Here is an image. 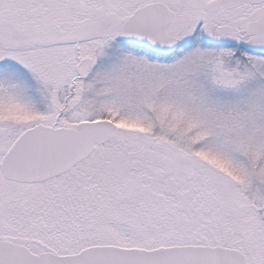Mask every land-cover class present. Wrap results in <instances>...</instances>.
Returning a JSON list of instances; mask_svg holds the SVG:
<instances>
[{"label":"snow or ice","instance_id":"6c2138e0","mask_svg":"<svg viewBox=\"0 0 264 264\" xmlns=\"http://www.w3.org/2000/svg\"><path fill=\"white\" fill-rule=\"evenodd\" d=\"M0 264H264V0H0Z\"/></svg>","mask_w":264,"mask_h":264}]
</instances>
